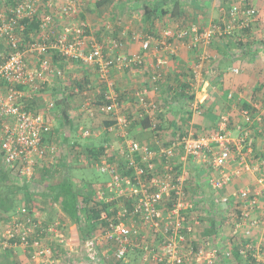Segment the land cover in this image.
<instances>
[{
	"label": "built area",
	"instance_id": "built-area-1",
	"mask_svg": "<svg viewBox=\"0 0 264 264\" xmlns=\"http://www.w3.org/2000/svg\"><path fill=\"white\" fill-rule=\"evenodd\" d=\"M42 6L47 8L45 14ZM81 6L80 0H68L59 7L51 0H18L10 9L0 8V158L27 183L35 180L38 167L53 164L61 152L59 143L50 139L52 127L46 113H35L27 106L40 90L36 83H45L47 73L52 72L50 52L95 67L106 80L114 71L144 75L145 58L154 61L149 66L151 90L138 88L134 93L145 113L140 116L143 119L160 112V103L153 102L149 93L158 92L165 80V61L178 49L174 42L192 39L195 46L207 48L212 41L252 28L259 17L249 0H235L225 17L206 29L192 24L160 37L133 33L132 40L141 42L142 55L124 52L122 37L99 42L86 25L60 30L56 20L78 18ZM37 17L41 18L40 33L27 42L23 21ZM203 66L202 55L191 66L192 86L203 81ZM106 100L99 106L91 98L86 100L90 116H115L116 123L108 131L117 133L119 140L118 148H109L95 163V169L109 180L96 191L100 219L81 244L85 251L80 254V244L65 235L60 220L48 226L23 206L11 221L0 225L1 252L15 255L20 249L28 257L27 264H73L72 259L80 255L89 264L128 263L133 253H139L141 264H227L237 251L242 258L251 256L255 264H264V159L254 154L253 130L255 121L263 119L243 111L237 137L227 130L225 120L224 127L212 135L189 133L166 146L157 131L159 116H147L155 118L149 128L153 138L140 142L131 133V121L122 114L112 85ZM82 134L84 138L90 135L87 130ZM191 169L199 174L194 182ZM204 171L208 173L205 179ZM249 173L256 176V185L235 189V180ZM208 215L218 223L217 233L209 236L201 226ZM46 233L55 247L53 241L44 244Z\"/></svg>",
	"mask_w": 264,
	"mask_h": 264
},
{
	"label": "crops",
	"instance_id": "crops-1",
	"mask_svg": "<svg viewBox=\"0 0 264 264\" xmlns=\"http://www.w3.org/2000/svg\"><path fill=\"white\" fill-rule=\"evenodd\" d=\"M51 1L59 7L66 4L68 0ZM80 1L82 2V6L79 17L68 22L66 20L61 21L58 18L56 24H58L59 29L63 30V27L68 25L74 28L86 25L89 28V32L99 42H104V40L111 37H122L128 44L126 52L129 54H144L141 42L132 40L131 36L133 33L137 32L142 36L152 35L160 37L166 31L178 32L188 27L191 22L199 23L203 29H206L213 22L225 17V11H228L235 2V0H182L180 4H176V0ZM249 1L259 14L251 34L247 38L244 37L241 44L238 41L235 42L234 38H228L213 44L212 48H208V53L215 58L218 57L219 63L212 65L209 62L205 64L203 81L199 85L192 87V93L195 94L193 101L186 99L182 100L181 103H174V97H172L174 94L171 90L174 88L172 84L178 82L179 75L185 77L190 72L189 70L197 61L199 53L190 50L186 43L174 42L178 46L177 52L175 55L169 56L164 66L165 80L163 82L165 84L162 90L166 91L159 90L161 94L157 92L149 93V97L153 102L160 103L163 112L149 114V116H159L157 119L160 122H164V127H167L169 132L174 133V135H177L184 128L191 134L212 135L224 127V121L226 120L225 126L227 130L231 131L234 137H237L236 126L242 122V112L250 111L255 119H263V122L256 120L253 126L255 137L254 154L260 160L264 159V0ZM146 7L164 10L167 13L164 17L156 19L155 24H153L154 21L152 23V21L146 20ZM187 19L188 21H186ZM150 62L148 63V67L150 66ZM59 64L61 67L64 66V70L67 72V67H65L67 61L62 63L60 61ZM82 67V64H79L74 67L70 66V69H73L72 73L74 77L81 76V72L89 75L90 86L92 87L93 83H95L94 80L98 79L97 70L91 66H85L86 69L82 70ZM211 68L214 69L213 72ZM235 69L239 70V72L234 73ZM114 76L117 77L114 78ZM63 79L65 78L50 82L48 91H42L41 97L43 98H38V100H52L54 97L60 100L65 91L66 95L70 94V97H68L70 99L67 101L68 104L73 105L77 101V105H80L81 100L78 101V98L71 92L68 83L64 82ZM110 79L114 80L111 83L115 85L114 91L119 95V99H125L123 101V108L137 110V104L134 102L136 100L130 97L131 92L136 88L144 89L149 87L150 74L141 75L138 72L114 71ZM62 84H65L64 87L61 86ZM66 85L67 89L65 90ZM170 85L173 87L169 88ZM90 86L89 88L92 90ZM123 93L125 96H123ZM86 100L83 103L85 107L84 112L88 113ZM195 108L197 110H194ZM52 114V116H47V120L51 124L53 132L57 128H63L64 134H67L72 142L80 141L82 144L86 143V141H81V132L83 133V131H81L80 125L84 122L85 118L87 120L91 119L94 123L95 120L92 116H89V114H87L88 116H80L78 113L76 116H74L75 114L69 116L66 122L70 120L75 128L74 130V128L72 129V125L70 126L68 123H65L62 127L60 122L63 118L59 115V112H52ZM186 116H189V118ZM151 119L153 121L155 118ZM184 121H187V123ZM100 125L102 129L106 130L102 123ZM92 126L94 130L96 127H99L96 124H92ZM134 132L137 133L138 137H135ZM131 133L140 142H151L153 138L149 129L146 131L135 129ZM56 141L60 142L59 139ZM99 141L97 138L94 140L97 144ZM60 144L62 143L60 142ZM66 160V158H62L59 154L57 162L66 164ZM190 172L192 182H194V178H197L199 174L192 169ZM207 175L208 173L204 171L203 179ZM255 181V175L251 173L245 174L235 180L234 188H245L249 185L255 186ZM58 212L57 216H62L65 220L70 221L62 211L58 209ZM204 225L205 223L202 221L201 226L203 227ZM71 227V239L75 243H79V234H83V231L79 230V227L74 224ZM203 232L206 234L210 230L203 229ZM24 259V263L28 262L26 255H24ZM77 260L78 263L82 264L90 263L87 257L79 256Z\"/></svg>",
	"mask_w": 264,
	"mask_h": 264
},
{
	"label": "trees",
	"instance_id": "trees-1",
	"mask_svg": "<svg viewBox=\"0 0 264 264\" xmlns=\"http://www.w3.org/2000/svg\"><path fill=\"white\" fill-rule=\"evenodd\" d=\"M181 1L182 0H176V4H180ZM17 2L18 0H0V8L10 9L11 7L15 6ZM40 9L43 14L47 12V8L45 6L40 7ZM166 13L167 12L164 10H156L151 7H146L145 9L146 20L152 21V23L154 21L153 24H155L156 19L158 20L159 18L164 17ZM40 20L41 18L37 17L32 20L26 19L23 21V24L26 25V30L23 33V37L27 42L32 41V39H34L35 37H38L41 29ZM186 21H188V19ZM192 24H198L201 27L199 23L191 22V24H189V26L187 25L188 27H185L184 29L190 28ZM252 28L243 30L241 31V33L236 34V36L232 38H234L235 42L238 41L241 44L243 42L242 39L244 37L247 38L249 34H251ZM117 37H111V38H117ZM123 40L125 41V39ZM221 41L223 40L212 41L211 43H209L207 48L206 46H204V44L203 45L199 44V46L198 45L195 46L192 39L190 40L186 39L183 42L186 44L191 43L192 47H189V49L199 53L197 56V61L203 55V65H204L203 71H204L206 67L205 64L209 62L210 64L212 63V65L215 63H219L218 57L215 58L213 55L208 53V48H212L213 44L219 43ZM127 47L128 44L127 42H125L124 52L127 51ZM126 53L129 54L128 52ZM142 55L144 54L142 53ZM48 56L51 60V65L53 66L52 72L47 73L45 83L39 81L36 83V86L40 87L41 91L45 90V92H47L49 89L48 85L50 82L52 81L54 82L55 80L59 81L61 78H65L63 79L64 82L68 83L71 92H73L74 93L73 95L76 98H78V101L81 100V104L77 105L78 103L77 101L73 105L68 104L67 101L68 99H70L68 98L70 97V94L67 93L68 95H66L65 91L63 92V97H61L60 100L54 97L52 100H50V103L43 101L42 99L38 100V98H42L41 95L40 96L38 95L35 97L34 100H30L27 103L28 108H31L34 105L37 107L35 108L36 110H33V112L37 113V111H41L40 109H43L45 107L44 106V102H45V105L48 104L50 109L53 108L52 109L53 113L59 112V115L62 116L63 120L61 119L60 124H62L63 127L65 123H68L70 126L72 125V122L70 120L69 122H66L69 116H72L75 113L76 114L78 113L80 115L84 112L85 107L83 103L85 102V99L91 98L94 104H96L97 106L104 105L107 103L106 98L108 96V92L110 91V85H113L114 87V84L111 83L113 80L110 79L112 73L109 75V80H106V79H102L97 71L98 79L94 80L95 83H93V86L91 87L90 86L91 81L89 75H86L85 73L81 72L82 74L81 76L74 77V74L72 73L73 69H70V66L74 67L76 65L81 64L80 61L74 59L68 60L66 57L56 52H50ZM206 56H211V58L208 59L209 58L208 57L207 60L205 59ZM60 61L61 63L67 61V64L65 66L67 67V72L66 70H64V66L62 67L60 66L59 64ZM149 62L150 59L145 58L143 64L141 65L143 68H145L144 74L146 73L151 74L152 72L150 67H148ZM152 63H154V61H152ZM82 66H83L82 70L86 69L85 66L88 67V65H84V64H82ZM95 70L97 69L95 68ZM211 70L212 72L214 71L213 68H211ZM189 71L190 72H188L185 77L179 75L180 78L177 80L178 82L172 84L174 88H172L173 87L172 85L169 86V88H172L171 91H173L172 93L174 94L172 96L174 97V101H173L174 103H178V102L181 103L182 100L184 101L186 99L189 101L194 100L195 94L192 93L194 75L192 74L191 68ZM164 84H165L164 82L160 84L161 86L160 91L164 90V89L162 90ZM64 85L62 84L61 86L64 87ZM89 86L92 88V90H90ZM147 88L151 90L150 86ZM66 89H67V85L65 86V90ZM137 89L138 88L134 89L130 95L131 98L136 100L134 102H136L137 104L138 107L137 110L125 109L122 107V114L126 115L130 119L131 131L135 129H141L142 131H146L151 127L150 126L151 119L147 117L149 115H146V117L143 119L140 117L141 114L142 116H145V113L143 109L139 107L138 100L134 97V93ZM160 91H158L157 93L161 94ZM123 96H125L124 93ZM119 100L123 106V101L125 99L122 100L120 98ZM52 102L54 104L53 107L50 106ZM162 110L160 108V113L163 112ZM100 116H103L102 123L106 130L102 129L100 126L98 128L96 127V129L94 130L92 123L91 125L88 124L84 125L83 123L80 125L81 131L87 130L90 133L89 137L84 138L82 132L80 131L82 135V140L86 141L85 144L84 143L82 144L80 141L72 142L70 137H68L67 134L66 135L64 134V131L62 130L63 128H57L54 132L52 131L50 139L58 140L60 137L59 140L63 144V148L60 152V155L62 156V158L67 159L66 160L67 164L77 163L78 165L79 164L84 165L92 170H96L95 163L98 162L99 159L106 154V151L109 150V148L114 146V143L116 141L118 142L119 140L118 134L110 133L108 131L116 123L115 116L114 115H100ZM186 117L189 118V116ZM185 123H187V121ZM73 128L74 126L72 125V129ZM184 129L178 132L177 135H174V133L169 132V129L167 127H164V122L161 121L158 124L157 131L158 133L161 134V137L163 141H165V145L167 146V144L173 142L175 138H181L184 135L189 134L188 130L187 129L184 130ZM96 138L100 140L99 141L100 144L98 145L96 142H94ZM109 154L111 155L112 158L114 152L112 151ZM83 160H85V162H83ZM67 164L65 163L61 164L57 162V160L56 162L50 165L42 164L40 167H38L35 180L33 182L27 183L24 180L20 179L19 177L20 174L18 170L9 169L5 167L3 164V160L0 158V225L5 224L8 221H11L13 217L17 216L18 211L23 206L27 207L29 214L31 216L36 215L37 217L42 218L41 210L43 209V206L39 204V201L41 199V201H46L50 204L53 210V214H55V212L59 213L58 210H56L55 208L57 206L60 207L59 210L62 211L67 216V219L71 221V224L78 226L79 230L81 229L83 231V234L81 233L82 234L81 239H83V241L86 240L95 230L96 225L98 224V220L100 219V212L98 210L99 209L98 204L96 203V191L98 189H102L104 187L105 182L103 183L101 181H98L84 188L85 184L82 182V180H78L76 186L78 187L82 186V188L75 189L74 184L72 183L69 176L67 175L58 176L59 170L61 169L59 167L64 165H66L65 167H67ZM49 188L51 189L52 193L55 191L52 195L48 194L47 190ZM92 202L95 204L92 205ZM207 217L208 218L203 217L202 219L203 223H205V225L203 226L204 229L210 230V232H206V234L208 236L211 234H216L217 233L216 227L218 226L216 219L210 218L211 217L210 215H208ZM221 218L224 219L223 216ZM54 221L51 219L46 221L44 220L45 224L48 226ZM60 221L63 223V225L64 224L66 225V222H64L65 220L64 221L60 220ZM63 231L65 230L63 229ZM44 236L49 238L51 235L46 233L44 234ZM33 240H31V242H33ZM51 245L55 247V242L53 241ZM59 253L62 254L63 252L60 250ZM238 253L239 252L234 251L232 261L228 262L227 264H255V259L252 258L251 256L247 258L244 257L242 258ZM8 255L9 253L6 252L4 256L7 257ZM108 264H141V263L139 260V253H133L130 255L128 263H124L121 261L115 262L112 260Z\"/></svg>",
	"mask_w": 264,
	"mask_h": 264
},
{
	"label": "rangeland",
	"instance_id": "rangeland-1",
	"mask_svg": "<svg viewBox=\"0 0 264 264\" xmlns=\"http://www.w3.org/2000/svg\"><path fill=\"white\" fill-rule=\"evenodd\" d=\"M118 76V75H117ZM117 76H114V78L115 77H117ZM113 82H114V80H113ZM113 86V85H112ZM114 87H115V85H114ZM113 87V88H114ZM115 90V89H114ZM41 91V90H40ZM40 91H37V94H35V97L37 96V95H41V93H42V91L40 92ZM31 95V94H30ZM33 95V94H32ZM43 98V97H42ZM45 101V100H44ZM46 102H48V103H50V100L49 99H47L46 100ZM44 106L46 107H44L43 109H40L41 111H37V112H45L46 113V116H52L53 114H52V109L53 108H49V105L47 104V105H45V102H44ZM33 110H36L35 108H37L35 105L34 106H32L31 107ZM87 114H89V113H87V112H83L82 114H80V116H88ZM74 116H76V113H75V115ZM90 116V115H89ZM92 118V117H91ZM93 119L95 120V122L93 123V121H91V119H89V120H87L86 118L84 119V122H83V124L85 125V124H88V125H91V123L92 124H96V126H100L101 128H102V126L100 125L102 122H103V116H100V115H95L94 117H93ZM103 124V123H102ZM134 134H135V137H138V135H137V133L136 132H134ZM59 139H60V137H59ZM140 139V138H139ZM81 141H83L82 139H81ZM59 143V146L61 147V150H62V148H63V144H60V142H58ZM98 144H100L99 142H98ZM97 144V145H98ZM114 147L115 148H118V142L116 141L115 143H114ZM59 156V155H58ZM67 164V163H66ZM66 165H64V166H60L59 168H61L60 170H59V175L58 176H60V175H67V176H69L70 177V179H71V181H72V183L74 184V188L75 189H77V188H82V186L81 187H78V186H76V184H77V181L78 180H82L83 182L85 181V185H84V188L85 187H88V185H90V184H94V183H96V182H98V181H101V182H106V181H108L109 180V177L107 176V175H104V174H102V173H100L99 171H97V170H92V169H90V168H88V167H86V166H84V165H78L77 163H75V164H73V163H71V164H67V167H65ZM65 167V168H64ZM85 169H84V168ZM57 176V177H58ZM21 180H23V179H21ZM48 194L49 195H52L53 193L51 192V189L49 188L48 190ZM45 203H47V204H45ZM39 204H41V206H43V209L41 210V217H42V219L43 220H55V221H57V220H62V221H64L65 219H64V217L62 218V216H57V212H55V214H53V210H52V208H51V206H50V204L48 203V202H46V201H41V199H40V201H39ZM60 207H56L55 209L56 210H58ZM62 218V219H61ZM64 219V220H63ZM64 222H66V225L63 227L64 228V233H65V235L69 238V239H71V226L73 225V224H71V221H68V220H65ZM79 236H80V238H79V244H80V248H79V252H80V254L82 253V250H83V248H84V244H83V247L81 248V244L83 243V239H81V234H79ZM48 241V242H47ZM51 241H53L51 238H47L45 241H44V244H47V243H49L50 244V242ZM77 243V242H76ZM83 251H85V250H83ZM78 253V252H77ZM17 254H19V255H17ZM21 254V255H20ZM23 254V255H22ZM79 254V255H80ZM5 255V253H3V252H1V250H0V264H27V262L26 263H24L25 262V259H24V252L22 251V250H17V253L15 254V255H11L10 253H9V255L7 256V257H5L4 256ZM79 255H77V256H79ZM81 256V255H80ZM69 259V258H68ZM75 259L77 260V258H73L72 259V261H71V263H73L74 264V262H75ZM87 261V260H86Z\"/></svg>",
	"mask_w": 264,
	"mask_h": 264
}]
</instances>
